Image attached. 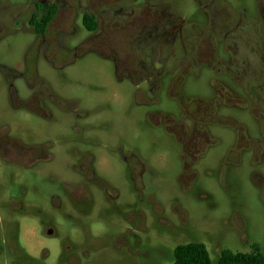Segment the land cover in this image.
I'll return each mask as SVG.
<instances>
[{
    "label": "rangeland",
    "instance_id": "rangeland-1",
    "mask_svg": "<svg viewBox=\"0 0 264 264\" xmlns=\"http://www.w3.org/2000/svg\"><path fill=\"white\" fill-rule=\"evenodd\" d=\"M98 1L90 0V6L97 7ZM228 1L238 6L250 0ZM179 8L206 32L207 18L192 0H179ZM80 16L81 10L60 8L48 28L50 40L60 28L73 30L61 41L70 47L79 43L78 54L85 50L65 63L37 57L36 45L30 49V32L0 41V64L23 73L12 80L18 97L27 100L31 89L43 90L47 106L31 113L12 105L6 73L0 69V134L36 145L39 152L28 168L0 156V264H67L66 259L75 264V258L80 264H171L173 247L188 241L204 243L211 264L224 248L246 252L258 244L264 253V158L257 156L258 164H251L249 153L229 152L234 129L210 124L217 143L184 167L180 143L167 125L181 117L180 101L172 96L175 89L171 95L166 88L152 93L116 74L111 60L91 47L101 43L109 54L110 47L119 45L135 57V43L104 34L80 43L90 34ZM224 45L200 38L199 64L186 57L163 82H176L179 71L186 74L182 91L188 98L209 97L213 76L228 83L245 99V105L237 102L246 108L221 106L220 112L259 132L251 113L264 123V89L250 92L256 101L247 100L251 97L230 82ZM205 65L223 71L211 73ZM190 66L196 75L188 73ZM187 107L193 112L191 103ZM181 122L190 124L188 117ZM224 159L228 164H222ZM87 164L104 182L87 184L91 196L79 190ZM104 187H115L118 196L105 199ZM3 198L14 200L9 209Z\"/></svg>",
    "mask_w": 264,
    "mask_h": 264
},
{
    "label": "flooded vegetation",
    "instance_id": "flooded-vegetation-1",
    "mask_svg": "<svg viewBox=\"0 0 264 264\" xmlns=\"http://www.w3.org/2000/svg\"><path fill=\"white\" fill-rule=\"evenodd\" d=\"M89 1L86 0L83 4L81 0H0V41L9 34H17L20 31L30 32L33 37L30 49L36 45L37 57L41 56L51 64H54L55 58L65 63L69 57L73 59L82 56L85 50L78 54L79 43L70 47L61 41L62 35H72L73 30L60 28L53 36V40H50L47 38L48 28L60 8L81 10L80 23L90 34L80 43H87L90 37L102 34L107 35V39L119 36V39L126 43L127 41L130 44L135 43V46L132 45L134 51L137 52L135 57L129 55L126 48L121 47L120 49L119 45L110 47L109 54H104L101 43L91 47V50L97 54L111 60L116 74L123 73L125 78H129L137 85L142 84L152 93L166 88L168 95H171V89H175L172 96L180 101L181 117L178 122L168 120L167 125L174 138L180 143L184 167L187 164H195L206 154L209 147L217 143L218 138L214 137L209 130L210 124L231 126L234 129V140L229 146V152L249 153L253 157L251 164L258 162L257 156H261L260 160H263L264 123L263 125L259 123L257 117L249 110L255 122H258L260 126L259 132H255L256 130L251 132L236 119L219 110L221 106L224 109L228 107L246 108L245 99H242L228 83L215 80L216 77L213 76L209 81L211 88L209 97L191 96L188 98L182 91L187 80L186 74L179 71L176 82L169 80L164 84L163 81L186 57H190L192 64L194 62L199 64L195 56L199 49L200 38L206 37L212 41L222 40L225 43L224 46L227 47L224 48V52L228 54L231 62V66L227 68L233 79L230 82L251 97L247 100L256 101L255 96L250 92L257 93L264 89V37L261 38L264 35L263 30L261 31V25H264V0H250L238 6H233L228 0H192L207 18L210 26L207 27L206 32H202L193 16H183L179 8V0H113L109 2L99 0V5L95 8L90 6ZM49 15L52 17L44 27H39L44 24ZM90 20L94 24L91 30L86 27V22L89 23ZM40 44H43L42 48L39 47ZM49 46L53 47L51 51ZM54 46H57L56 49ZM1 67L0 64V69ZM190 67L191 71L188 73L196 75L197 71L192 69L193 66ZM207 67L211 73L223 71V69L220 70L221 67L214 65ZM5 69L12 105L24 107L31 113L47 110L44 100L46 94L43 90L31 89L27 100L19 98L12 80L23 76V73L7 66ZM35 77L37 80L40 76L36 74ZM229 100L233 103H229ZM237 101H243L244 105L242 106ZM189 103L192 104L193 112H189L191 109L187 107ZM261 105L264 109V103ZM199 112H202L200 114H203V117L196 116ZM185 117H188L190 121L188 127L181 122V119ZM37 153L39 152L36 145L20 142L19 139L8 134H0V156L2 158L18 161L17 165L28 168L34 165ZM222 164H228V162L224 159ZM254 172L261 175L258 170ZM82 174L84 181L81 183L80 193L91 196V189H87L89 182L100 181L101 185H104L91 165L87 164ZM104 192L105 199L111 201L118 196L115 187H104ZM4 199L2 201L8 205L9 209L10 202L14 200L4 201ZM18 201L21 202L20 199L15 200V202ZM127 221H130V218L126 215ZM49 234H52V231L49 230ZM8 245L13 246L11 242ZM72 261L80 264L79 258ZM66 263L69 264L68 259Z\"/></svg>",
    "mask_w": 264,
    "mask_h": 264
},
{
    "label": "trees",
    "instance_id": "trees-1",
    "mask_svg": "<svg viewBox=\"0 0 264 264\" xmlns=\"http://www.w3.org/2000/svg\"><path fill=\"white\" fill-rule=\"evenodd\" d=\"M52 16H48L44 24L39 27H44L45 23ZM86 22L88 29L93 28V21ZM6 66L1 67L4 71ZM173 260L171 264H211L208 249L204 243L188 241L178 243L173 247ZM216 264H264V253L258 244H253L250 251H232L224 248L220 250Z\"/></svg>",
    "mask_w": 264,
    "mask_h": 264
}]
</instances>
